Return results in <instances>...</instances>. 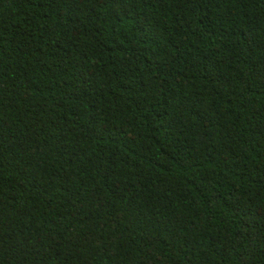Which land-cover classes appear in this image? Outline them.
Returning <instances> with one entry per match:
<instances>
[{"label":"trees","instance_id":"16d2710c","mask_svg":"<svg viewBox=\"0 0 264 264\" xmlns=\"http://www.w3.org/2000/svg\"><path fill=\"white\" fill-rule=\"evenodd\" d=\"M0 264H264V0H0Z\"/></svg>","mask_w":264,"mask_h":264}]
</instances>
